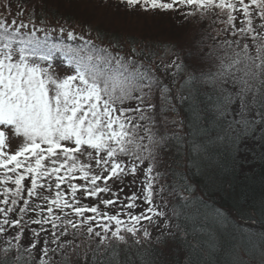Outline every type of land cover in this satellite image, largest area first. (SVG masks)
<instances>
[{"label":"snow or ice","instance_id":"1","mask_svg":"<svg viewBox=\"0 0 264 264\" xmlns=\"http://www.w3.org/2000/svg\"><path fill=\"white\" fill-rule=\"evenodd\" d=\"M121 2L183 9L184 22L206 28L195 51L167 45L160 55L37 22L23 5L0 15V264H170L181 243L196 253L190 264H217L227 218L208 194L230 183L220 176L226 155L233 169L264 160V0ZM140 174L125 202L111 185ZM225 231L224 264H264V233Z\"/></svg>","mask_w":264,"mask_h":264},{"label":"trees","instance_id":"2","mask_svg":"<svg viewBox=\"0 0 264 264\" xmlns=\"http://www.w3.org/2000/svg\"><path fill=\"white\" fill-rule=\"evenodd\" d=\"M9 2H11L10 10L2 15H15L17 9L23 5L28 9V12L35 10L37 22L40 17L47 16L50 23L56 24L58 21L69 30H75L77 34L87 36L91 32L92 37L105 36L107 37L104 40L105 45L108 40L119 42L124 46V51H127L133 42L137 47L140 45L157 47L160 55L164 54L167 45H174L185 51L192 48L195 51L193 43L199 39L201 29L206 28L204 25L184 22L182 20L183 9L181 12L145 11L141 5L129 6L122 3L121 0H0V4L6 6ZM28 12H25V18ZM220 26L217 24V27ZM68 43L72 42L68 41ZM78 46L73 44V47ZM57 67L65 72L67 61L59 60ZM165 82L167 83V81ZM201 99L204 103L214 102V98L210 101L207 95H202ZM250 146L254 147L255 145ZM257 152H259L258 148ZM225 158L229 161V166L221 169L220 176L222 179L227 177L230 183H225L223 190L213 189V192L208 194L211 197V203L219 207L227 218V224L220 227V233L223 235V250L218 251L214 258L217 264H224L230 258L233 241L229 233L225 231L228 225H231L237 232L241 228L245 230L251 228L255 234L264 233V215L259 211L261 200L264 199V160L254 154L247 159L242 158L237 162V167L233 169L230 163L231 154L226 155ZM77 163L87 164L88 161L86 157H82ZM82 175L79 173L77 176L78 184L83 182L80 179ZM142 178V174L138 175L135 184L131 183V177L123 181L122 185H111V181L109 184L114 190H118L122 186L123 191L119 194L127 202V195L130 196L132 192L139 191ZM28 183L29 180L26 179L25 184ZM233 184L235 185L234 189L231 187ZM200 186L202 188L203 183ZM2 188L3 185H0V195H2ZM62 190L66 193L65 198H70L65 184H62ZM45 194H47L46 191ZM52 194L54 195V192ZM101 195L104 198H109L108 195ZM77 196H80L79 188ZM245 198H247V203ZM90 201L91 198H81L82 203L87 204ZM142 206L146 207V205ZM252 208L255 210H251ZM136 211L139 212L140 209L137 208ZM249 215L255 217L254 223L249 221ZM217 239L219 240L220 237L217 236ZM29 242L25 241V243ZM135 251V249L121 250L122 260L125 262L133 260ZM186 253L188 254L186 255ZM166 259L170 261V264H190V260L196 259V253H190L187 247L181 243L179 248L174 250V254Z\"/></svg>","mask_w":264,"mask_h":264},{"label":"rangeland","instance_id":"3","mask_svg":"<svg viewBox=\"0 0 264 264\" xmlns=\"http://www.w3.org/2000/svg\"><path fill=\"white\" fill-rule=\"evenodd\" d=\"M69 1H70V0H69ZM71 1H72V0H71ZM5 7H6V5L0 4V15H2V14H6V12L4 11ZM56 72H57L61 77H63V76L65 75L64 70L61 69V68H59V67H56ZM21 142H22V138H21V137H18V136L15 137V138L13 139V142H12V144H11V147H10L9 149H7V150H9L10 152H13V151L17 150V144H18V143H21ZM117 188H118V187H117ZM125 194H126V193H125ZM118 195L120 196L121 194L118 193ZM127 197H128V195H127ZM122 198H123V196H122ZM89 203H91V201H90ZM89 203H87V204H89Z\"/></svg>","mask_w":264,"mask_h":264}]
</instances>
